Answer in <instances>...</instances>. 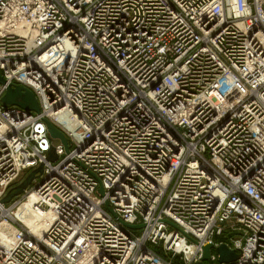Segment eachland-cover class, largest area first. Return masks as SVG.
<instances>
[{"label": "built area", "instance_id": "1", "mask_svg": "<svg viewBox=\"0 0 264 264\" xmlns=\"http://www.w3.org/2000/svg\"><path fill=\"white\" fill-rule=\"evenodd\" d=\"M0 75V264H264V0H0Z\"/></svg>", "mask_w": 264, "mask_h": 264}, {"label": "water", "instance_id": "2", "mask_svg": "<svg viewBox=\"0 0 264 264\" xmlns=\"http://www.w3.org/2000/svg\"><path fill=\"white\" fill-rule=\"evenodd\" d=\"M0 84H5V80L1 75H0ZM2 102L5 106H19L28 111H33L36 113L41 112L39 102L35 97V95L33 94V92L24 87L8 85L6 93L3 96ZM48 126H49V133L51 135L54 145H57L60 142H62L65 145V147L69 149L68 139L65 137V135L61 131H59L54 125H52V123L48 122ZM48 158L51 161H55L57 159L54 152H51ZM42 170L43 167L41 166L37 170L31 172L28 175V177L19 186L16 187V191L13 194L8 193L6 195V197L2 200V203L7 204L10 202V200L13 198L14 195L23 193L29 187V185L31 184L32 180L35 178L37 173H42ZM132 228H137V227H132ZM211 248H213L212 245L204 249V258H203L204 260L209 259ZM217 252L220 255L221 262H232L237 259L236 253L234 251H231L226 244H223L220 247H218ZM199 264H204V263H199Z\"/></svg>", "mask_w": 264, "mask_h": 264}, {"label": "bare ground", "instance_id": "3", "mask_svg": "<svg viewBox=\"0 0 264 264\" xmlns=\"http://www.w3.org/2000/svg\"><path fill=\"white\" fill-rule=\"evenodd\" d=\"M218 85L225 89L227 94H228V98L230 100H232L233 95L236 94V92L239 89V84L237 79L232 76V75H225L223 76L219 81H218ZM241 94V93H239ZM60 121L66 122L68 121V118L66 116H61ZM62 143V142H61ZM58 145V144H57ZM37 176V175H36ZM35 176V177H36ZM31 196L27 199V201H25V203H23L20 207V209L18 210V212H13L14 215H16L18 218H20L21 220L24 221V224L26 227L30 228V230L36 234V235H41V231L44 228V224L43 221H40V217L29 211L31 205L34 202L35 199V193L34 191L31 192ZM3 210V215L4 216H9L11 217L13 215L11 209H7L2 208ZM48 215V214H46ZM45 215V216H46ZM6 224L3 223L2 225H0V239H2L3 241L8 240V235H7V227L5 226Z\"/></svg>", "mask_w": 264, "mask_h": 264}, {"label": "rangeland", "instance_id": "4", "mask_svg": "<svg viewBox=\"0 0 264 264\" xmlns=\"http://www.w3.org/2000/svg\"><path fill=\"white\" fill-rule=\"evenodd\" d=\"M31 172H33V171H31ZM31 172H27V173H24L23 175H22V177L12 186V189L9 191V193H14L15 191H16V187L17 186H19L27 177H28V175L31 173ZM38 174V173H37ZM39 174H41V173H39ZM39 181H41V178L40 177H38V178H34L33 180H32V182H31V184L29 185V187L23 192V193H21V194H18V195H14L13 196V198L10 200V202L9 203H7L6 204V207L7 208H12L11 209V211H13L14 213L15 212H18V210L20 209V205L22 204V203H25V200H26V191H32V190H34L35 188H36V186H37V183L39 182ZM16 203H19L18 205H16ZM20 206V207H19ZM19 208V209H18ZM0 216H1V213H0ZM12 217V216H11ZM15 218V216H13V218L12 219H14ZM2 220H4L5 221V219H2ZM4 221H2V222H4ZM23 221V220H22ZM24 222V221H23ZM19 223V222H18ZM20 225H23V224H21L20 223ZM141 231L142 230H140V229H137V230H134V232L136 233V234H140L141 233ZM230 240V236L228 235V234H225L224 235V237L220 240V241H229Z\"/></svg>", "mask_w": 264, "mask_h": 264}]
</instances>
